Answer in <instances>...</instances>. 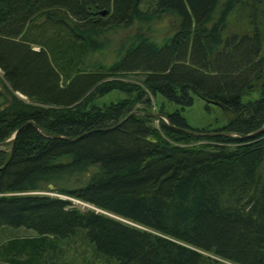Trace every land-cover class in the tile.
<instances>
[{
  "label": "trees",
  "instance_id": "16d2710c",
  "mask_svg": "<svg viewBox=\"0 0 264 264\" xmlns=\"http://www.w3.org/2000/svg\"><path fill=\"white\" fill-rule=\"evenodd\" d=\"M0 72V143L17 133L0 148V232L33 235L3 241L0 262L264 264V0H0ZM113 91L135 96L93 104ZM193 95L234 113L215 131L254 135L151 116V97Z\"/></svg>",
  "mask_w": 264,
  "mask_h": 264
},
{
  "label": "rangeland",
  "instance_id": "374dc122",
  "mask_svg": "<svg viewBox=\"0 0 264 264\" xmlns=\"http://www.w3.org/2000/svg\"><path fill=\"white\" fill-rule=\"evenodd\" d=\"M173 31V24L168 18L162 19L159 23L154 24L153 26V33L151 38L154 39L157 42H162L163 39L169 35L172 34ZM127 36L124 34H116L112 37L111 41L112 44L108 48L107 53H105V61L106 65L110 66L114 62H116V58L118 57L117 48L119 45L126 39ZM117 53V54H116ZM0 76H2V73L0 72ZM134 82H138L137 80H131ZM134 93H124L119 91H113L99 99L93 102L95 106L98 107H104L107 105L116 104L118 102H121L123 100L132 99L134 97ZM21 97V96H20ZM152 98V103L150 107V113L154 115H161L163 117H166L165 114L172 113L178 109V111L181 112V115L185 118L188 127L193 130L197 131H215L227 124L228 116L224 114V111L220 109L217 106L209 105V108L207 109L205 106L206 104L204 101L199 99L198 97L193 95V104L190 107H187L185 109H179V107L173 103L167 102L160 96H156L155 98ZM257 96H252L251 99H255ZM135 112H139L136 111ZM155 118H160L158 116H154ZM155 125L158 124V121L155 120ZM9 144L2 146L0 148H7L8 150ZM29 195H46L51 196L55 198H59L62 200H66L68 202H71L72 206L79 209L80 211H87L92 210L95 212L100 213L101 211L96 210L94 207L85 204L83 202L73 200L69 197L58 195L52 192H35V193H29ZM104 213V212H101ZM128 224V223H127ZM19 230H2L0 232V244L5 241L6 239L10 238H21V237H31L33 236L30 232L20 231ZM23 230V229H22ZM18 231H20L18 233ZM83 248H81L82 252ZM91 254H88L86 259L90 260ZM0 264H4L0 262Z\"/></svg>",
  "mask_w": 264,
  "mask_h": 264
},
{
  "label": "water",
  "instance_id": "95a60500",
  "mask_svg": "<svg viewBox=\"0 0 264 264\" xmlns=\"http://www.w3.org/2000/svg\"><path fill=\"white\" fill-rule=\"evenodd\" d=\"M106 13L107 12L104 10V11L101 12V15H105ZM213 105L219 107L220 109H222L230 117H233L234 116V113L230 109H228L227 107H225V106H223V105H221L219 103H213ZM132 114L143 115L142 112H132V113L129 114V116L132 115ZM151 116H153V115H151ZM154 116L160 117L166 124H169V121H168V119L166 117H163L161 115H154ZM34 127L37 130L40 131V129L37 126L34 125ZM182 132L183 133H186L188 135H192L194 137H202V138L203 137L224 136V137H239L241 139H245V138L252 137L254 135V134H250V135H247V136H245V135H237V134H234V133H231V132H224V131H207V132H205V131L193 130V129H190V128L189 129H184V130H182ZM16 134L17 133L13 134V136L10 139L6 140L5 142L0 143V147L5 146L7 144H13L14 141H15ZM149 141H152V139L149 138ZM48 189L49 190H52L53 187L51 185H49L48 186Z\"/></svg>",
  "mask_w": 264,
  "mask_h": 264
}]
</instances>
